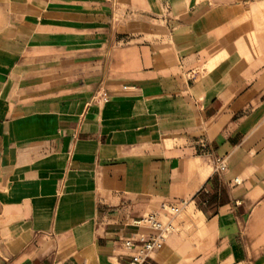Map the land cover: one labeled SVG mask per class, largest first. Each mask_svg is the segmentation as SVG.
<instances>
[{
  "label": "crops",
  "instance_id": "1",
  "mask_svg": "<svg viewBox=\"0 0 264 264\" xmlns=\"http://www.w3.org/2000/svg\"><path fill=\"white\" fill-rule=\"evenodd\" d=\"M162 201L141 264H264V0H0V264L127 263Z\"/></svg>",
  "mask_w": 264,
  "mask_h": 264
},
{
  "label": "built area",
  "instance_id": "2",
  "mask_svg": "<svg viewBox=\"0 0 264 264\" xmlns=\"http://www.w3.org/2000/svg\"><path fill=\"white\" fill-rule=\"evenodd\" d=\"M101 101L106 100V95L102 94ZM199 146L202 143L199 142ZM219 171L225 169L223 158L215 160ZM186 201H162L158 209L154 212L146 213L134 221V225L145 227L151 230L149 234H136L135 237H127L121 240L122 246L131 252L127 263L117 264H141L144 260L155 255L166 239L175 232L173 221L175 217L185 207Z\"/></svg>",
  "mask_w": 264,
  "mask_h": 264
},
{
  "label": "rangeland",
  "instance_id": "3",
  "mask_svg": "<svg viewBox=\"0 0 264 264\" xmlns=\"http://www.w3.org/2000/svg\"><path fill=\"white\" fill-rule=\"evenodd\" d=\"M196 220L194 210H189L188 205L185 206L182 211L175 217L173 221V225L175 228V232L172 235H180L182 238L187 239L188 233H192L194 228V223ZM183 222L184 225H181ZM191 242L196 243L198 242L197 237H191Z\"/></svg>",
  "mask_w": 264,
  "mask_h": 264
}]
</instances>
